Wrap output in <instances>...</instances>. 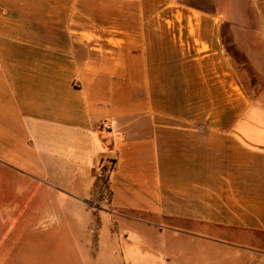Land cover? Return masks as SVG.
Listing matches in <instances>:
<instances>
[{
    "label": "crops",
    "instance_id": "1",
    "mask_svg": "<svg viewBox=\"0 0 264 264\" xmlns=\"http://www.w3.org/2000/svg\"><path fill=\"white\" fill-rule=\"evenodd\" d=\"M206 1L0 0V168L80 257L264 264V0Z\"/></svg>",
    "mask_w": 264,
    "mask_h": 264
},
{
    "label": "rangeland",
    "instance_id": "2",
    "mask_svg": "<svg viewBox=\"0 0 264 264\" xmlns=\"http://www.w3.org/2000/svg\"><path fill=\"white\" fill-rule=\"evenodd\" d=\"M196 1L202 6H210V2L206 0H194V2ZM245 21L248 24L250 21V25L253 23L255 27L257 26L256 19L246 18ZM227 50L237 63H242L245 58L242 51L235 50L231 46ZM260 55L264 57V44L261 45ZM244 75L245 85L248 86L253 76L247 67H245ZM107 170L106 168L103 170L104 178ZM17 184L18 180L13 174L0 168V191H3L0 194V201H3L8 207L5 210H0L5 218V225L2 229L0 228V264H94L96 259L88 255L80 257L74 243L68 239V235L72 232L83 231L82 228L80 230L75 225H57L59 223L57 220L75 215L77 210L63 211L61 209L63 203L55 194L52 195L53 204L51 205L52 209H50L49 198L51 195L41 193L38 189L33 190L31 194H25L22 190L20 192L17 187L13 189V186ZM19 184L20 186L24 185L23 183ZM29 200L32 201V209L25 207L24 203ZM14 219L17 220L16 223L13 222ZM49 223H53V225L49 226ZM40 235L43 238L39 237ZM148 241H150L148 246L153 251L155 250L150 255L153 257L152 262L168 264L170 256L162 251L161 243L157 241L155 236H150ZM226 250L224 243L211 242L205 252L191 255V264H224V251ZM157 251L158 257L155 255ZM113 259L119 261L118 258ZM112 260L107 257L100 259V263L96 261L95 264H108L113 262Z\"/></svg>",
    "mask_w": 264,
    "mask_h": 264
}]
</instances>
